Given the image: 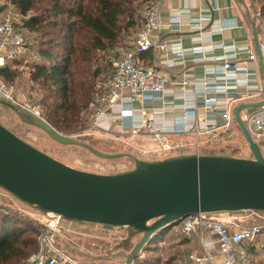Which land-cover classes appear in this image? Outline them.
<instances>
[{
	"label": "water",
	"instance_id": "obj_1",
	"mask_svg": "<svg viewBox=\"0 0 264 264\" xmlns=\"http://www.w3.org/2000/svg\"><path fill=\"white\" fill-rule=\"evenodd\" d=\"M251 24L264 76L261 45L256 25ZM2 103L18 111L16 106ZM263 108L264 100L242 103L234 111L252 158L190 155L160 162L135 158L132 171L115 175L71 168L0 124V187L25 204L66 220L131 227L142 235L126 256L125 264H132L155 237L163 238L191 215L264 211V155L240 115ZM24 118L57 143L84 147L102 159L117 157L65 136L32 115Z\"/></svg>",
	"mask_w": 264,
	"mask_h": 264
},
{
	"label": "built area",
	"instance_id": "obj_2",
	"mask_svg": "<svg viewBox=\"0 0 264 264\" xmlns=\"http://www.w3.org/2000/svg\"><path fill=\"white\" fill-rule=\"evenodd\" d=\"M159 1H155L152 8L145 14V24L137 33L133 44L127 50L123 51L118 57H115L112 64V76L105 86V95L102 100L107 103L109 108L116 104L121 107L119 128L121 134L130 132L136 136L144 133L149 135L154 141L160 143L162 151L174 149L166 141L169 136L176 135H194L196 138L201 134L208 132L209 128H200L196 122H189L188 118H195L194 112H189L196 108V105L185 107L186 114L177 117L172 126L159 128L155 123L156 112L143 110L141 113H133L130 103H127L128 96L131 101H138L142 104L153 100H162L166 87L171 85L191 86L187 80L179 81L178 77L174 79L165 78L158 66H143L142 56L145 53H152L156 56L160 51L168 50L180 59H183L187 52L201 59H206V50L202 47L184 50L177 45H168L156 39V33L162 27ZM258 17L261 19L258 10ZM207 21L210 17H202ZM264 28V20H262ZM180 19L178 17L169 19L168 25L178 26ZM26 35L21 27L12 22L9 16H0V67L4 66L6 61L29 54L34 59V52H26ZM239 51H245L248 60L257 58L256 51L250 47H244ZM220 65L225 76L218 77L215 68L206 67V77L202 84L195 85L196 90L201 94L213 92L216 95H223L227 103L221 113L226 131H230L235 125V119L230 113V101H244L249 98L252 86L247 84L248 69L244 62L238 59L236 50H230L221 58ZM246 76L243 81L239 80L237 74ZM212 78V79H211ZM202 96V95H201ZM207 116H216L218 114L217 101L206 96L202 97ZM0 100L9 104L20 101L15 96L13 88L0 80ZM24 108L34 117L45 121L42 118L38 107L24 106ZM101 112L99 111L98 114ZM191 114V115H190ZM190 115V116H189ZM249 133L255 141L264 139V115L252 114L244 122ZM200 143L196 140V152L199 155ZM264 211H243V212H222V213H200L191 215L185 220L179 222V233L185 237H191L193 234L201 236L200 251L188 253L184 258L175 264H264L255 257H249L246 251V245H252L261 242V251L264 254V217L261 215ZM49 219L43 223V228L36 237L37 251L30 256L28 264H62L72 262L78 264L67 254L68 249L60 246V238L67 237L72 233L71 224L65 226L64 219L61 216L46 213ZM249 218L259 220L256 223H248ZM209 232L217 236L216 251H212L202 238L203 233ZM163 264V263H162Z\"/></svg>",
	"mask_w": 264,
	"mask_h": 264
},
{
	"label": "rangeland",
	"instance_id": "obj_3",
	"mask_svg": "<svg viewBox=\"0 0 264 264\" xmlns=\"http://www.w3.org/2000/svg\"><path fill=\"white\" fill-rule=\"evenodd\" d=\"M91 1L90 7L95 6L101 0ZM36 3L39 10H34L24 18L6 0H0V16H9L12 22L24 30L26 35L24 48L26 52H34L36 55L35 51L39 49H50L54 55H62L66 43L63 38L66 30L64 21L67 18L66 11L72 6V3L68 1L61 3L65 11L64 14L53 13V0H36ZM150 6L151 4L141 1L132 4L135 16L134 21L136 23L139 25L143 23L146 11ZM31 15L45 18L44 30H30L25 25V19H28ZM126 21L127 18L125 16L121 22L122 27L126 25ZM53 22L57 23L54 27H52ZM134 36L135 32L133 30L122 32L119 44L114 49L95 53V59L91 66L92 81L95 85L93 105L90 107L89 114L91 125L88 130L80 134L63 135L73 139L80 138L87 145L107 155L129 154L140 159L160 161L170 157L197 155L196 140L194 138L191 142L185 144L179 143L172 150L162 151L158 149V146L151 140L150 136L144 133H141L138 137L131 138L127 135L104 133L99 131L94 125L96 109L102 103L101 100L106 93L105 86L112 76L111 62L116 56L132 46ZM72 37L71 41L73 40L74 45H77L79 43L78 32L72 35ZM33 58V60L29 59V54H27L25 56L23 55V58L18 56L12 62L16 67L15 72L17 76L14 82L9 84L13 88L15 96L21 105L18 102L12 104L18 108V111H16L0 100V124L37 150L76 170L104 175H115L132 171L135 168V162L132 160L125 158L102 159L84 147L62 145L53 141L44 131L24 118V115H31L24 108V106H29L31 108L38 107L44 119V109L41 100L46 95L45 89L42 88L39 82L30 80L32 67L37 64L35 57ZM199 143L201 154L204 152H212L214 154H234L244 158H252V153L239 128L234 142L211 141L208 136H204L200 138ZM5 214L15 217L20 222L19 227H22L28 233L32 231L38 233L43 228V223L49 219L45 212L25 204L0 187V218ZM261 215L264 217V212ZM255 220L257 219H248L250 223L259 221ZM63 224L65 226L71 224L74 232L69 234V237L60 238V246L69 249L67 245L70 244L76 251L78 250L88 255V257L82 259L84 264H125L126 255L120 256V251L127 250L129 244L135 246L142 238V235L138 233L131 234L132 231L128 227L113 228L103 225L79 223L78 221L66 219H64ZM179 225V223L175 225L159 243L150 245L151 248L148 251L142 252L141 256L148 257L153 264H174L180 255L179 248L175 246V241L177 240L167 239L176 235ZM208 234L210 233L205 232V235ZM131 235L132 238H130L128 244L125 240ZM213 237L217 239V236L214 235ZM260 247L261 244H258L259 249ZM259 256L261 257V253H259ZM29 257L21 259L18 264H27ZM93 257H100L101 259L100 261H94Z\"/></svg>",
	"mask_w": 264,
	"mask_h": 264
},
{
	"label": "crops",
	"instance_id": "obj_4",
	"mask_svg": "<svg viewBox=\"0 0 264 264\" xmlns=\"http://www.w3.org/2000/svg\"><path fill=\"white\" fill-rule=\"evenodd\" d=\"M156 1L160 3L159 11L162 22L160 31L156 33V39L168 45H177L184 50L202 47L206 50L207 58L201 59L199 56H194L192 53L187 52L185 57L180 59L177 58L170 49L160 51L156 56L150 52L145 53L141 60L143 66H158V69L165 78L171 80L178 77L179 81L187 80L192 85L182 86L169 84L163 93L162 100L156 99L149 103L142 104L138 101H131L128 99L129 97L126 96L127 103H130L132 106L133 113H141L143 110L148 112L158 111L159 113H156L157 115L154 120L159 128L172 126L177 117L186 114L187 109L185 107L196 105L195 109L189 111L195 113V118H192L190 114L191 117L188 118V121L198 123L202 129L208 127L209 131L201 134L198 138L191 134L169 136L166 142L172 147H176L179 143L185 144L191 142L194 139L200 142V138L204 136H208L211 141L234 142L237 137L238 127L234 125L230 131H226L223 128L224 120L221 113L223 107L227 103L225 97L223 95H216L211 91L201 94L199 90H196L194 84H202L206 77V67L215 68L217 78L225 76L220 67L222 64L221 58L229 54L230 50L235 49L238 59L247 66V84L252 86V89L249 92L250 96L248 99L244 101H230L228 103L230 105L231 115L234 117L235 108L242 103H257L264 100V76L258 57L255 60H248L247 53H245V51H239V49L241 50L244 47H250L256 51L254 31L251 24L254 22L264 62V28L261 19L257 15V8L252 0H242L244 3H242L241 0ZM205 16L210 17V19L203 21L202 17ZM175 17L180 19V24L170 27L168 25L169 19ZM237 77L240 81L246 79V76L241 73H238ZM203 96L217 101L219 109L217 110L218 114L216 116L206 115L202 99ZM101 102L102 103L98 106L94 115V125L99 131L104 133L121 134V129L118 126L121 107L119 104H116L109 108L107 103ZM99 111L101 112L100 114H98ZM252 114L264 115V108L261 110L251 109L242 111L240 115L243 122H245ZM123 135H127L131 138L139 136H133L130 132L123 133ZM151 140L158 146V149L162 150L160 143L154 141L152 138ZM166 159L169 158L162 160ZM140 160L147 162L157 161L149 159ZM249 221L247 220L248 223H250ZM73 232L72 229V233ZM69 236L68 234L67 237ZM202 238L212 251H216V239H214L212 234L205 235V233H203ZM170 239L177 240L175 241V246H177L180 251L179 258H177L175 263L184 258L188 253L193 251L197 252L202 249L201 236L199 234L185 237L177 231L176 235L167 240ZM258 244H261V242L256 243L253 247V249L257 251V254L250 252L249 257L253 258L256 256V259L262 261L264 254L263 251H261V247L260 249L258 248ZM67 246L69 247L67 254L70 258L78 264H84L82 259L88 257V255L78 250L76 251L70 244ZM120 252V256L127 255L122 250ZM258 252L261 253V257ZM100 259V257H93L94 261H100ZM62 264L74 263L65 262Z\"/></svg>",
	"mask_w": 264,
	"mask_h": 264
},
{
	"label": "trees",
	"instance_id": "obj_5",
	"mask_svg": "<svg viewBox=\"0 0 264 264\" xmlns=\"http://www.w3.org/2000/svg\"><path fill=\"white\" fill-rule=\"evenodd\" d=\"M6 1L14 6L24 18L34 10H39L36 0ZM53 1L52 11L54 14L65 13L61 5L62 2L72 3V6L66 11L67 18L64 21L66 28L63 37L66 41L65 48L62 55H54L50 49L35 51L37 64L32 67L30 80L39 82L45 89L46 95L41 100L45 121L61 134L77 135L88 130L91 125L89 114L95 95L91 66L95 59V53L114 49L119 44L122 32L125 31L133 30L135 32L134 41L137 33L145 24V18L140 25L134 21L132 4L137 1L146 2L151 4L148 8L150 9L156 0H101L92 7H90L91 0ZM252 2L259 10L261 19L264 20V0H252ZM125 16L127 18L126 25L122 27L121 22ZM25 20V25L30 30H44L45 18L31 15ZM56 24L53 22L52 27ZM77 32L79 43L74 45L71 39L73 38L72 35ZM21 57L23 58V56ZM29 59L33 60L30 57ZM14 60H8L4 66L0 67V80L8 86L14 82L17 76L16 67L12 64ZM235 125L238 127L236 122ZM75 140L86 144L80 138ZM258 144L264 155V140L259 141ZM199 155L244 158L234 154H214L212 152H204L203 154L199 152ZM122 158L135 162V157L129 154H117L114 159ZM19 224L20 222L15 217L8 214L0 218V264H18L21 259L33 255L38 249L36 241L38 233L35 231L28 233L19 227ZM128 228L131 229V234H137L131 227ZM130 238L132 235L125 242L129 244ZM161 239V235L155 237L154 241L147 245L142 252L148 251L151 248L150 245L159 243ZM133 248L134 245L129 244L127 250L122 251L128 255ZM245 249L249 254L250 252L257 254L253 246L246 245ZM141 253L132 264H153L148 257L141 256Z\"/></svg>",
	"mask_w": 264,
	"mask_h": 264
}]
</instances>
